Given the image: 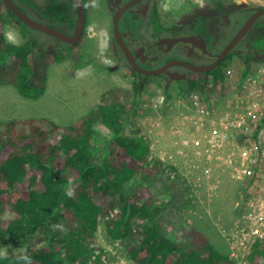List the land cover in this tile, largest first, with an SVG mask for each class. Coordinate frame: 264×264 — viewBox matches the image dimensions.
Here are the masks:
<instances>
[{
  "label": "trees",
  "instance_id": "1",
  "mask_svg": "<svg viewBox=\"0 0 264 264\" xmlns=\"http://www.w3.org/2000/svg\"><path fill=\"white\" fill-rule=\"evenodd\" d=\"M12 1L25 14L30 12L45 20L48 8L44 4ZM51 14L56 19L64 15L69 21L68 7L60 13L53 2ZM6 17L21 28L26 36L24 43L6 41ZM29 29L0 0V85H11L22 97L35 100L45 92L46 64L61 61L63 56L56 51H41ZM33 53L43 63L42 69L38 64L33 66ZM244 67L243 75L249 64ZM209 74L220 90L217 81L224 73L215 69ZM202 82L189 79L186 92L197 86L204 88ZM135 83L129 91H110L89 115L70 125L44 118L0 123V245L11 243L21 249L16 255L0 257V264H89L86 245L92 244L101 220H105L108 238L124 246L133 264H226L225 253L214 251L200 233H186L191 238L187 244L168 237L154 220V198L141 202L143 194L126 193L125 184L135 175L161 168L157 162L146 167L148 143L126 133L140 106L142 89ZM160 87L169 99L168 85ZM97 123L111 136L97 134ZM132 129L139 130L136 126ZM113 213L115 218H110ZM62 219L74 222L77 229L60 237L55 227ZM249 261L264 264L263 243L253 246Z\"/></svg>",
  "mask_w": 264,
  "mask_h": 264
},
{
  "label": "rangeland",
  "instance_id": "2",
  "mask_svg": "<svg viewBox=\"0 0 264 264\" xmlns=\"http://www.w3.org/2000/svg\"><path fill=\"white\" fill-rule=\"evenodd\" d=\"M33 1L37 4L44 2V0ZM182 1L162 0L163 11L169 9L172 13L176 12L181 8L179 5ZM244 1L252 5H260L264 2L263 0ZM99 3V10L92 17L91 25L74 47L66 46L42 32L29 29L40 45L41 51H56L63 57L61 61L53 60L46 64L45 92L38 99L22 97L11 85H0V123L11 119L44 118L66 126L89 115L92 108L101 103L102 98L109 96L110 91L118 88L129 91V75L115 68L113 51L109 48L110 35L105 32L109 28L108 14L103 12V1L99 0ZM26 14L42 23V19L30 12ZM3 35L11 44L20 45L26 41L21 28L13 19L7 17L4 19ZM39 62L37 54L33 53V66L37 67L38 64L42 69L43 63ZM224 69L240 73L243 66L235 61H229ZM234 72H231V75H235ZM151 80L145 82L146 87L142 89L140 106L132 117L131 126L126 127V133L130 136L142 137L148 143L150 153L146 167L154 166L157 160H160L164 167L159 164L161 167L159 170L135 175L125 184L126 193L130 195L137 191L143 194L141 202L151 197L157 201L154 220L161 225L168 237L187 244L191 238L186 237V233L194 231L204 235L207 245L213 247L214 251L225 253L226 246L213 222L227 225L235 217L234 202L240 189L239 184L227 174L223 175L220 177L219 187L214 191L215 195H208L206 185L190 188L188 179L181 181L180 177L175 182L170 180L172 166L169 165H174V171H177L180 164L178 173L183 175L184 164L188 161L183 156L179 157L175 154L170 125L172 121L176 123L181 115L184 117L187 114V101L186 97L182 96L184 89L176 84L169 89L170 98L162 99L164 97L162 89L159 84L157 86L153 83L154 79ZM132 126H136L139 130L135 132ZM94 129L104 138L111 136L100 123H97ZM97 201L104 203L100 199ZM115 214L113 213L110 218H115ZM136 222L143 224L141 220ZM132 227L135 228V225L133 224ZM55 229L58 230L60 237H63L77 229V225L62 219ZM92 237V244L86 245L89 264H133L124 246L108 238L105 220L98 223ZM32 242H35V238ZM20 250L11 243L0 245V257L16 255ZM100 251H103V255H100Z\"/></svg>",
  "mask_w": 264,
  "mask_h": 264
},
{
  "label": "flooded vegetation",
  "instance_id": "3",
  "mask_svg": "<svg viewBox=\"0 0 264 264\" xmlns=\"http://www.w3.org/2000/svg\"><path fill=\"white\" fill-rule=\"evenodd\" d=\"M102 1L103 12L109 19L105 32L110 35L109 48L113 51L114 65L129 75L130 89L135 82L144 89L145 82L151 79L159 87L161 84H167L168 89L174 84L186 87L189 79L207 78L215 69L223 73L229 61L242 66L264 64V13L261 12L264 2L252 5L244 0H183L181 8L172 13L169 9L163 11L162 0ZM53 2L57 3L60 13L68 7L70 22L64 15L60 19L53 18ZM43 4L48 11L42 23L71 36L77 18L76 1L44 0ZM82 4L85 33L100 3L99 0H85ZM117 11H120L118 30L136 66L145 71L162 70L160 73L142 74L130 65L115 39L113 20ZM256 14L244 35L218 61L230 41ZM208 68L209 71H202Z\"/></svg>",
  "mask_w": 264,
  "mask_h": 264
},
{
  "label": "built area",
  "instance_id": "4",
  "mask_svg": "<svg viewBox=\"0 0 264 264\" xmlns=\"http://www.w3.org/2000/svg\"><path fill=\"white\" fill-rule=\"evenodd\" d=\"M214 80L206 78L205 94H188V112L172 126V144L177 154L190 150L196 160L185 173L190 186L206 185L212 195L226 174L239 184L235 217L215 226L226 246V264H251L253 246L264 244V66H252L243 78L230 74L221 92H214L221 100L207 102Z\"/></svg>",
  "mask_w": 264,
  "mask_h": 264
},
{
  "label": "water",
  "instance_id": "5",
  "mask_svg": "<svg viewBox=\"0 0 264 264\" xmlns=\"http://www.w3.org/2000/svg\"><path fill=\"white\" fill-rule=\"evenodd\" d=\"M76 1V7H77V18H76V23L74 26V31L73 34L71 36L69 35H65L64 33H62L61 31L55 29V28H51L43 23H40L32 18H30L28 15H26L12 0H1V2L4 4V6L6 8H8V10L10 11V13H12L16 19L20 22H22L25 26L29 27L32 30H36L39 32H42L60 42H64L67 43L69 45H74L76 44L80 38L81 35L83 33V28H84V12H83V4L81 0H75ZM262 13H264V10L261 11ZM256 15H253L246 23V25L240 30L239 33L236 34V36L230 41V43L226 46L225 50L223 51V53L218 57V61L221 60L224 56H226L228 54V52L231 50V48L238 42V40L241 38V36L244 35L245 30L247 29V27L251 24V22L255 19ZM120 17V11H117L114 15V27H115V39L118 42V44L120 45V47L122 48V51L124 52L128 62L130 63V65L137 70L138 72L142 73V74H157L160 73L162 70H157V71H145L142 70L140 68H138L132 58V56L130 55L128 49L126 48L121 34L118 30V18ZM214 67H211L210 69H212ZM208 69H202V71H209ZM201 71V70H198Z\"/></svg>",
  "mask_w": 264,
  "mask_h": 264
},
{
  "label": "clouds",
  "instance_id": "6",
  "mask_svg": "<svg viewBox=\"0 0 264 264\" xmlns=\"http://www.w3.org/2000/svg\"><path fill=\"white\" fill-rule=\"evenodd\" d=\"M27 15V14H26ZM41 23V22H40ZM83 35H84V33H82V35H81V38H80V40L82 39V37H83ZM80 40L76 43V44H78L79 42H80ZM60 42V41H59ZM62 44L64 43V42H61ZM66 45H67V43H65ZM64 44V45H65ZM76 44H74V45H76ZM69 45V44H68ZM74 45H72V46H74ZM256 65H263L264 66V64H259V63H257V64H252V65H249V67H248V71H249V69L252 67V66H256ZM244 70H245V67L243 66V70H241L240 71V73H237V72H234L233 70H231V69H226V71H224L223 73H224V75H223V77H222V79H221V81L220 80H218L217 82H220V84H221V89L219 90V89H217L216 88V86H215V80H214V88L213 89H209L208 90V94H209V98H207V97H205V100H207V102H209V99H213V100H221V98H219L218 96H217V93H220L221 92V90H222V84H223V80L226 78L227 79V77H229V75L231 74V72H234L235 73V75L234 76H236V77H241V78H243V77H245V75L248 73V71L243 75V72H244ZM209 75H212V74H209ZM208 75V76H209ZM213 76V75H212ZM214 77V76H213ZM214 79H215V77H214ZM198 80V79H197ZM203 80V82H202V85H203V87L204 88H199L198 86L197 87H194L193 89H191V90H189L188 92H186V88H187V85H185L186 87H181L182 89H184V92L182 93V96L183 97H186L185 99H186V101H187V97H188V94L191 92V91H193V90H199V91H201L202 92V94H205L204 92H205V89L207 88L206 86H205V82H206V78H204V79H202ZM180 88V87H179ZM162 89V88H161ZM214 92H217V93H214ZM162 93H163V90H162ZM141 95H142V93H141ZM163 95H164V93H163ZM213 95V96H212ZM142 97V96H141ZM162 99H165V95H164V97H162ZM166 100V99H165ZM188 104V103H187ZM187 106V105H186ZM187 109H188V107H187ZM181 118H182V115L180 116V119H178V121H176V123H175V121H172V123L170 124L171 125V133H172V137H173V140H174V138H175V130H173L172 129V126H174V125H180L179 124V122H180V120H181ZM184 133H186V129H183L182 130ZM183 134V133H182ZM173 140H172V143H173ZM172 147H173V149L175 150V154L177 155V156H179L180 157V155L179 154H177V150L175 149V147L173 146V144H172ZM184 158H185V160L186 159H188V161H186L185 162V164H184V173H183V175H180L179 173H178V168H180V164L178 165V168H177V171H174V169H175V167H174V165H169V166H172V169H170V170H172V173H170V180L172 181V182H175V180H177V178H180L181 177V181H183V179H186L185 178V173H186V171H187V166L189 165V163H193V162H195L196 160L194 159V157L191 155V152H190V150L187 152V155L186 156H183ZM183 157H181V158H183ZM156 162H158L162 167H164V165L162 164V162L160 161V160H157ZM171 175H173V178H171ZM175 184V183H174ZM189 184V183H188ZM188 186V185H187ZM190 186V185H189ZM200 187V186H199ZM199 187H197V188H199ZM202 187H204V186H202ZM190 188H193L192 186H190ZM212 195H215V194H212ZM231 222V221H230ZM215 223H218V222H215ZM215 223L213 222V225L215 226ZM220 225H222L221 223H219ZM223 225H224V223H223ZM216 227V226H215ZM217 228V227H216ZM218 229V228H217ZM218 233H219V231H218ZM220 235V234H219ZM217 252H219V251H217ZM220 253V252H219ZM131 261V260H130ZM132 262V261H131Z\"/></svg>",
  "mask_w": 264,
  "mask_h": 264
},
{
  "label": "bare ground",
  "instance_id": "7",
  "mask_svg": "<svg viewBox=\"0 0 264 264\" xmlns=\"http://www.w3.org/2000/svg\"><path fill=\"white\" fill-rule=\"evenodd\" d=\"M261 6H262V5H261ZM125 11H126V10H125ZM261 16H262V15H261ZM160 121H161V120H160ZM165 126H166V125H165ZM168 126H169V124H168ZM168 128H169V127H168ZM164 131H165V130H164ZM164 131H163V132H164ZM233 213H234V212H233ZM231 220H232V219H231Z\"/></svg>",
  "mask_w": 264,
  "mask_h": 264
}]
</instances>
